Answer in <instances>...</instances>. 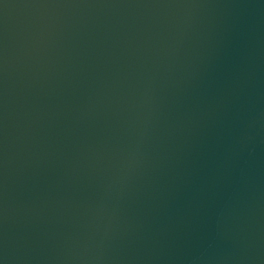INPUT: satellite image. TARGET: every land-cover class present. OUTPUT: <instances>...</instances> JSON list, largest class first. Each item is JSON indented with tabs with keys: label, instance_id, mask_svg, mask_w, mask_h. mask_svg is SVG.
I'll return each mask as SVG.
<instances>
[{
	"label": "water",
	"instance_id": "water-1",
	"mask_svg": "<svg viewBox=\"0 0 264 264\" xmlns=\"http://www.w3.org/2000/svg\"><path fill=\"white\" fill-rule=\"evenodd\" d=\"M0 264H264V0H0Z\"/></svg>",
	"mask_w": 264,
	"mask_h": 264
}]
</instances>
